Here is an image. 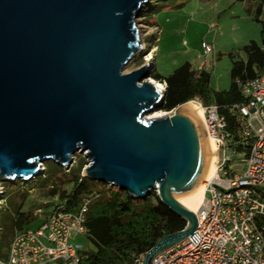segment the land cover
Listing matches in <instances>:
<instances>
[{
    "label": "water",
    "instance_id": "95a60500",
    "mask_svg": "<svg viewBox=\"0 0 264 264\" xmlns=\"http://www.w3.org/2000/svg\"><path fill=\"white\" fill-rule=\"evenodd\" d=\"M149 0H0V182L29 181L52 161L160 202L186 222L146 253L144 264L187 237L196 215L177 200L208 176L211 152L198 117L165 100L152 62L124 67L143 49L136 20Z\"/></svg>",
    "mask_w": 264,
    "mask_h": 264
},
{
    "label": "built area",
    "instance_id": "2783aa9c",
    "mask_svg": "<svg viewBox=\"0 0 264 264\" xmlns=\"http://www.w3.org/2000/svg\"><path fill=\"white\" fill-rule=\"evenodd\" d=\"M201 49L206 56L212 52V46L205 42ZM155 85L159 92L166 89L164 82ZM241 91L245 103L237 110L248 149L245 155H238V161L245 168L240 173L235 170L225 122L217 107L199 104L206 133L216 145L215 176L205 184L202 206L196 214L193 234L200 239L194 245L187 237L156 255L152 264H264V70L241 84ZM3 194L0 184V205ZM88 204L89 200H84L76 213L36 207L32 213L36 223L15 233L7 258L0 264H80L81 246L74 243L72 235L85 234ZM145 255L135 256L134 264H144Z\"/></svg>",
    "mask_w": 264,
    "mask_h": 264
},
{
    "label": "trees",
    "instance_id": "16d2710c",
    "mask_svg": "<svg viewBox=\"0 0 264 264\" xmlns=\"http://www.w3.org/2000/svg\"><path fill=\"white\" fill-rule=\"evenodd\" d=\"M236 1L251 3L248 12L254 13L253 18L260 24V40H252L242 46L244 58L229 55L232 66L228 90L212 89L209 72L202 68L194 69L188 62L167 76L153 71L151 74L154 81L166 84L165 100L157 111L170 112L189 101H198L203 107L216 106L218 114L224 119L227 145L234 156L245 155L248 149L242 139L243 122L237 110L245 103L241 84L256 78L264 70V17L260 19L261 14L264 15V0ZM74 163L67 171L57 166L49 175V170L43 164L44 173L34 182L39 188L51 184L44 194L46 202L41 201L36 205L48 211L76 213L84 200H89L83 235L87 247L79 250L80 264H134L135 256L147 253L158 239L181 231L186 226L184 220L160 202L156 192L145 199L133 198L124 190L84 177L85 158L80 163ZM22 208L23 203L12 205L14 215L9 227H0V261L7 258L15 233L33 226L37 221L32 214L35 207L26 212Z\"/></svg>",
    "mask_w": 264,
    "mask_h": 264
},
{
    "label": "rangeland",
    "instance_id": "374dc122",
    "mask_svg": "<svg viewBox=\"0 0 264 264\" xmlns=\"http://www.w3.org/2000/svg\"><path fill=\"white\" fill-rule=\"evenodd\" d=\"M250 4L248 1L236 0H149L136 20L143 49L135 53L124 67L123 74L152 62L154 73L167 76L184 62H188L194 69L204 66L210 74L212 89L228 90L231 84L229 72L232 66L229 55L244 58L242 46L252 40L257 42L260 40V24L253 18L254 13L248 12ZM263 17L264 15L261 14L260 19ZM202 42L212 46V52L207 56L201 49ZM194 102L199 105L198 101ZM156 113L165 114L162 111ZM83 158V155L76 154L74 161L80 163ZM231 158L235 160L233 161L235 170L240 173L245 168V164L238 161V156L231 155ZM44 164L49 170L47 175L58 166L52 161H46ZM40 170L42 171V166ZM43 173L44 171L29 181L0 182L1 186L5 187H3L5 196L3 200L1 199L0 205L2 229L8 228L11 223L14 215L12 205L23 203L22 211L26 212L36 208L41 201L46 202L44 194L51 184L39 188L37 182H34ZM57 175L59 176L60 173ZM0 238H2L1 234ZM72 239L81 246L79 250L87 247L84 236L73 234ZM89 247L91 248L90 245ZM54 264L63 263L57 261Z\"/></svg>",
    "mask_w": 264,
    "mask_h": 264
},
{
    "label": "bare ground",
    "instance_id": "6f19581e",
    "mask_svg": "<svg viewBox=\"0 0 264 264\" xmlns=\"http://www.w3.org/2000/svg\"><path fill=\"white\" fill-rule=\"evenodd\" d=\"M153 84H156L157 82L152 81ZM182 107H185L189 110H191L199 119L204 132L206 131L205 124L203 123L204 117L202 113L201 106L198 105L197 102L189 101L185 103ZM166 114V113H165ZM164 113H156L152 116H149L148 118H159L165 115ZM206 133V132H205ZM206 137L209 143L210 152H211V168L208 173V176L203 178L202 182H199V186L191 193L186 195L185 197L177 200L184 208L188 209L189 211L193 212L195 215L199 211L200 207L202 206L203 198H204V188L205 184L210 181L215 176V153H216V145L210 139L206 133Z\"/></svg>",
    "mask_w": 264,
    "mask_h": 264
},
{
    "label": "crops",
    "instance_id": "0c3cea01",
    "mask_svg": "<svg viewBox=\"0 0 264 264\" xmlns=\"http://www.w3.org/2000/svg\"><path fill=\"white\" fill-rule=\"evenodd\" d=\"M201 67H203L202 69H204V66L203 65Z\"/></svg>",
    "mask_w": 264,
    "mask_h": 264
}]
</instances>
